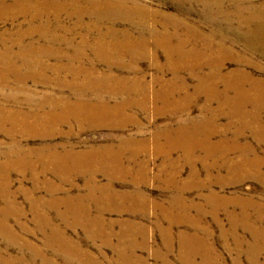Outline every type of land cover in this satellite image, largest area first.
Masks as SVG:
<instances>
[{
  "label": "rangeland",
  "instance_id": "obj_1",
  "mask_svg": "<svg viewBox=\"0 0 264 264\" xmlns=\"http://www.w3.org/2000/svg\"><path fill=\"white\" fill-rule=\"evenodd\" d=\"M113 1L154 15L139 30L106 0H0V64L43 74L0 82V111L34 118L76 99L124 117L0 122V264H264V90L243 80L264 78V58L243 44L253 17L264 21L249 6L264 0ZM151 28L170 42L156 47ZM88 77L130 90L87 93ZM46 150L63 163L38 162Z\"/></svg>",
  "mask_w": 264,
  "mask_h": 264
},
{
  "label": "bare ground",
  "instance_id": "obj_2",
  "mask_svg": "<svg viewBox=\"0 0 264 264\" xmlns=\"http://www.w3.org/2000/svg\"><path fill=\"white\" fill-rule=\"evenodd\" d=\"M57 1V0H55ZM62 1V0H61ZM77 1V0H75ZM189 1V0H188ZM246 1V0H245ZM16 2V1H15ZM25 2V1H24ZM83 2V1H82ZM17 3V2H16ZM38 3V2H37ZM62 4V3H61ZM106 8L110 9V11L106 10V12L108 13V15L110 17L116 18V19H120L121 17H124L126 21L131 22V19H129L131 13H135L138 16V20L135 23V27L136 29H142L145 26V22H147V18L152 17L154 14H152V11L149 10V8H144L143 6H138L135 5L133 7H128V6H124L123 4L119 3V2H114L113 0H106ZM239 5V4H238ZM16 6V5H15ZM44 6V5H43ZM105 7V5L103 6V8ZM252 8H256L259 9L261 11L264 10V4L261 5H253V6H249ZM216 8V7H215ZM239 8V7H237ZM16 9V8H15ZM202 9V8H201ZM208 9V8H207ZM36 10V9H35ZM59 10V9H58ZM73 10H77L79 12L80 15H84L86 12H90L92 11V13H94V11H100L99 9H78L75 8ZM37 11V10H36ZM210 11V10H209ZM9 12V10H8ZM38 12V11H37ZM48 12V11H47ZM260 12V11H259ZM25 13V12H24ZM29 13V12H28ZM49 13V12H48ZM60 13V12H59ZM41 14V13H40ZM260 14V13H259ZM16 15V14H15ZM56 15V14H55ZM70 15V14H69ZM107 15V14H106ZM261 15V14H260ZM7 16V15H6ZM53 16V15H52ZM96 16V15H95ZM29 17V16H28ZM37 17V16H36ZM54 17V16H53ZM214 17V16H213ZM58 18V17H57ZM134 18V17H133ZM205 18V17H204ZM212 18V17H211ZM26 19V18H25ZM33 19V18H32ZM41 19V18H40ZM59 19V18H58ZM129 19V20H128ZM57 21V20H56ZM64 21V20H63ZM69 21V20H68ZM150 21V20H149ZM206 21V20H205ZM28 22V21H27ZM121 22V21H120ZM252 24H255V26H253V29H251L248 33H246L247 35H249V38H246L243 41V44L248 43L249 47H247L249 50H251L252 52L261 55L264 58V21L259 20L257 17H253L252 19ZM46 23V22H45ZM44 23V24H45ZM56 23V22H55ZM67 23V22H66ZM82 23V22H81ZM100 23V22H99ZM126 23V22H125ZM103 24V23H102ZM121 24V23H120ZM249 24V23H247ZM251 24V25H252ZM61 25V24H60ZM67 26V24H65ZM100 25V24H99ZM27 26V25H26ZM70 26V25H69ZM30 27V26H29ZM38 28H42L44 27V25H40V23L37 25ZM54 27V26H53ZM120 27V26H119ZM251 27V26H250ZM36 28V27H35ZM58 28V27H56ZM193 28V27H192ZM60 29V28H59ZM162 29V28H161ZM45 30V29H44ZM62 30V29H61ZM89 30V29H88ZM52 31V30H51ZM136 31V30H135ZM238 31V30H237ZM109 32V31H108ZM33 33V32H32ZM117 33V32H116ZM153 44H155V46L157 47L158 45H167L170 42V39L167 37H162L165 35L164 32L162 33H158L156 31H153V29L151 28L148 32H146ZM64 34V33H63ZM66 34V33H65ZM193 36L189 37V41L191 42H202L204 43L205 47H210L209 41L211 40L210 36H198L195 33H192ZM29 36V35H28ZM111 36V34H110ZM226 36V35H225ZM57 37V36H56ZM69 37V36H68ZM116 37V36H115ZM114 37V38H115ZM162 37V38H161ZM35 38V37H34ZM187 38V37H186ZM22 39V38H21ZM65 39V38H63ZM88 39V38H87ZM235 41L237 43H239L241 41L240 38H234ZM39 40V39H38ZM107 40V39H106ZM185 40V39H184ZM23 41V40H22ZM87 41V40H86ZM186 41V40H185ZM63 42V41H62ZM115 42V41H114ZM140 47H144L146 45V41L145 38L143 36V32L139 31V39H137L135 41ZM113 43V42H112ZM9 44V43H8ZM55 44V43H54ZM35 45V44H34ZM87 45V44H86ZM129 45V46H127ZM135 46L134 44H126V48L128 49V51L131 49V47ZM152 46V45H151ZM177 46V45H176ZM184 46V45H183ZM11 47V46H10ZM106 47V46H105ZM167 47V46H166ZM178 47V46H177ZM74 48V47H73ZM121 48V47H120ZM172 48V47H171ZM93 49V48H92ZM101 50V49H100ZM159 50V49H158ZM216 50V49H215ZM97 51V50H96ZM95 51V52H96ZM110 51V50H109ZM113 51V50H112ZM127 51V52H128ZM140 51V50H139ZM101 52V51H100ZM98 52V53H100ZM144 52L145 50L143 48H141V52L140 55H137L139 57H141V54L144 56ZM175 52V51H174ZM7 53V52H6ZM163 53V52H162ZM74 54V53H73ZM167 57H168V52H167ZM10 56V55H9ZM38 56V55H37ZM106 56V54H105ZM113 57V56H112ZM2 58V57H1ZM73 58V57H72ZM121 57H119L120 59ZM31 59V58H30ZM112 59V58H111ZM116 59V58H115ZM166 59V58H165ZM75 60V59H74ZM131 61L133 59H130ZM138 60V59H135ZM181 60V59H180ZM4 61V60H2ZM67 61V60H66ZM84 61V60H83ZM107 61V60H106ZM179 61V60H178ZM101 62V61H100ZM122 62V61H121ZM37 63V62H36ZM57 63V62H56ZM72 63V62H70ZM112 63V62H111ZM242 64L244 65H250V63H246L244 61H241ZM64 64V63H63ZM122 64V63H121ZM20 63L18 64H14L13 67H15L16 69L19 68ZM24 66L28 67V70H30L27 73H23L20 71H14V72H10L11 69V63L6 61V62H2L0 64V82H5V79L10 77V76H14V79L17 78V80L21 81V80H33L36 81V79H39L43 74H40L41 69L38 70L36 68H32L35 64L34 63H23ZM57 65V64H56ZM109 65V64H108ZM80 66V65H79ZM82 66V65H81ZM169 66V65H168ZM189 66V65H188ZM223 66V65H222ZM253 67V69L256 67L254 65H251ZM221 66H217V72L219 71V69ZM41 68V67H40ZM91 68V67H90ZM121 68V67H120ZM190 68V67H189ZM32 69V70H31ZM55 69V68H54ZM116 70V69H115ZM180 70V69H179ZM13 71V70H12ZM56 71V70H55ZM84 71V70H83ZM90 71V70H89ZM46 72V71H45ZM63 72V71H62ZM118 72V71H117ZM120 72V71H119ZM128 72V71H127ZM211 73V72H210ZM245 73V72H243ZM247 74V73H246ZM249 75V74H248ZM72 76V75H71ZM80 76V75H79ZM84 76V75H83ZM89 76V75H88ZM251 77H253L252 75H249ZM61 77V76H60ZM92 77V76H91ZM72 78V77H71ZM99 78V77H98ZM68 79V78H67ZM81 79V78H80ZM114 79V78H113ZM243 80L245 82H247L249 85H251L252 87H254V89H263L264 90V78H243ZM87 83H86V87L88 89L87 93L92 92L93 90L91 88H94L96 91H101V90H106L112 94H119V93H124V92H129L130 89H126V84L125 83H116L114 81L108 82L105 87L103 86V84L101 82V80H96V81H92L90 79V77L87 78ZM137 81V80H136ZM64 82V81H63ZM200 82V81H199ZM213 82V81H212ZM104 83V82H103ZM24 84V83H23ZM75 84V83H73ZM239 84V83H238ZM140 86V85H139ZM247 87V86H246ZM208 88V87H207ZM206 88V89H207ZM80 90V89H79ZM208 91V90H207ZM138 92V91H137ZM143 92V91H142ZM263 91H258L257 93H261ZM85 93V90H84ZM107 93V92H106ZM99 95V94H98ZM259 97L264 98V96H261V94H257ZM116 97V96H115ZM122 97V96H121ZM63 98V97H62ZM65 99V98H64ZM7 100V99H5ZM57 100V99H56ZM80 100V99H79ZM138 100V99H137ZM48 102V101H47ZM58 103H62L63 107H58L56 105H52L51 108H49L47 111H45L44 113H42L40 116L34 117V118H30L28 115H22V114H17L13 111L11 112H6V111H0V112H4L5 114L0 116V122L4 123L5 121L8 122H12L15 124V126H23L29 129H35L38 127H43V128H50L54 127V126H59L60 124L63 123H69V121H71L72 123L74 121L76 122H82L83 120L85 121L88 120V122H102L101 120H103L104 118L106 119H113L117 124L120 123L119 121H117L118 118H121L122 121L124 119L123 117V110L120 106H114V107H109L103 104H98V103H91V102H82L80 100V102H76V99H74V102H70L67 99L63 100L60 99L59 101H57ZM208 102V101H207ZM131 104V103H129ZM110 105V104H109ZM112 106V105H111ZM176 106V105H175ZM39 107V106H38ZM134 107V106H133ZM169 107V106H168ZM185 107V106H184ZM144 108V107H143ZM30 109V108H29ZM43 109V108H42ZM4 110V109H3ZM12 110V109H11ZM16 110V109H14ZM169 110V109H168ZM17 111V110H16ZM29 111V110H27ZM31 111V110H30ZM29 111V112H30ZM41 111V110H40ZM173 111V110H172ZM211 111V110H210ZM185 112V111H184ZM34 113V112H33ZM36 113V112H35ZM231 113V112H230ZM225 114V113H224ZM176 115V114H175ZM210 117V116H209ZM220 117V116H219ZM206 119V118H205ZM229 119V118H228ZM213 120V119H212ZM229 121V120H228ZM206 122V121H205ZM0 123V126H1ZM96 123V122H94ZM208 123V122H206ZM42 128V129H43ZM40 130V129H39ZM2 131V128H1ZM52 130H48L47 132H51ZM19 132V131H18ZM34 132V131H33ZM11 133V132H10ZM41 133V132H40ZM46 133V132H45ZM39 134V133H38ZM58 134V133H57ZM25 135V134H24ZM15 136V135H14ZM21 136V135H20ZM41 136V135H40ZM53 136V135H52ZM53 138V137H52ZM42 139V138H41ZM17 146V145H16ZM43 149V148H41ZM22 150V149H21ZM45 150V149H44ZM211 150V149H210ZM14 151V150H13ZM42 151V150H39ZM47 151V150H46ZM55 151V150H54ZM20 152H18L16 155H18ZM30 153V151H29ZM51 153V152H50ZM50 153H48V151L44 154H35L36 155V159L38 162H41L44 164L43 160L44 158L48 157L50 165H53L54 167H59L63 162H62V157L57 156L56 155H50ZM12 154V153H11ZM53 154V153H52ZM68 154V153H67ZM32 155V154H31ZM34 155V156H35ZM12 156V155H11ZM30 156V155H29ZM79 157V156H78ZM77 157V159H78ZM66 158V157H65ZM216 160V159H215ZM218 160V159H217ZM45 161V160H44ZM67 161V160H66ZM258 161V160H257ZM62 162V163H61ZM77 162V160L75 161V163ZM219 160L216 162L214 160H212V165L214 164H219ZM225 162V161H224ZM256 162V161H255ZM22 163V162H21ZM67 163V162H65ZM69 163V162H68ZM188 163V162H187ZM250 163V162H248ZM247 163V164H248ZM82 164L81 161H78L77 165ZM217 164V165H218ZM246 164V163H245ZM223 165V164H222ZM191 166V165H190ZM245 166V165H244ZM24 167V166H23ZM26 168V167H24ZM35 168V166H34ZM38 168V167H36ZM174 168V167H173ZM33 169V168H32ZM41 170L44 171V167L41 166ZM248 170V167H247ZM254 170V169H253ZM229 171V170H228ZM250 171V170H249ZM233 172V171H232ZM41 173V172H40ZM247 173V172H246ZM31 174V173H30ZM33 174V173H32ZM176 174V173H175ZM243 174V173H242ZM38 177V176H37ZM259 177V176H258ZM261 177V176H260ZM258 234V233H257ZM259 236V235H258ZM254 241V240H253Z\"/></svg>",
  "mask_w": 264,
  "mask_h": 264
}]
</instances>
